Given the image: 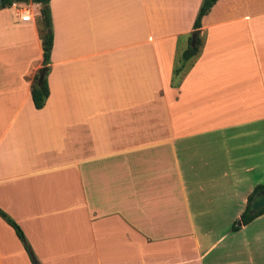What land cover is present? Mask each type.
Masks as SVG:
<instances>
[{"label":"crops","instance_id":"obj_1","mask_svg":"<svg viewBox=\"0 0 264 264\" xmlns=\"http://www.w3.org/2000/svg\"><path fill=\"white\" fill-rule=\"evenodd\" d=\"M201 2L50 0L40 110L41 7L0 9V209L28 245L0 217V264H264V213L239 221L264 180V0H218L175 73Z\"/></svg>","mask_w":264,"mask_h":264},{"label":"trees","instance_id":"obj_2","mask_svg":"<svg viewBox=\"0 0 264 264\" xmlns=\"http://www.w3.org/2000/svg\"><path fill=\"white\" fill-rule=\"evenodd\" d=\"M218 0H203L202 4L197 13L196 19L193 24V33L196 35L195 38V46L191 47L190 44L188 48L181 54L180 62L182 63L181 67L175 71V73H179L185 63L194 58L201 45V41L199 38V31L201 29V21L202 18L210 12L212 7L216 4ZM50 0H2V8H10L14 3H23V4H38L40 5V16L38 19L39 33L42 41V67L35 74L32 84H31V99L35 109L40 110L44 107L46 100L49 96V88L47 83V74H48V66L50 64V56L53 47V33H52V23H51V13L49 8ZM191 38L189 43H191ZM45 68L44 77L41 83H39L40 71ZM264 192V185H258L252 194L248 197L247 206L245 211L240 216V224L242 226L247 225L256 217L260 216L264 213V210L258 211L256 213L250 212V205L253 199ZM0 217L14 230L18 239L26 246L28 249V245L26 244L25 237L22 233L20 227L10 218L8 217L1 209H0ZM237 226H233L232 230H237Z\"/></svg>","mask_w":264,"mask_h":264},{"label":"water","instance_id":"obj_3","mask_svg":"<svg viewBox=\"0 0 264 264\" xmlns=\"http://www.w3.org/2000/svg\"><path fill=\"white\" fill-rule=\"evenodd\" d=\"M0 8H2V0H0ZM195 38H196V35L193 34L192 35V44H191V47H194L195 46ZM45 70L46 69L43 68L40 71L39 83H41L42 80H43ZM261 210H264V192H262L259 195H257L253 199V201H252V203L250 205V212L251 213H256V212L261 211Z\"/></svg>","mask_w":264,"mask_h":264},{"label":"built area","instance_id":"obj_4","mask_svg":"<svg viewBox=\"0 0 264 264\" xmlns=\"http://www.w3.org/2000/svg\"><path fill=\"white\" fill-rule=\"evenodd\" d=\"M19 16L21 22H31L33 12L29 7L22 5V3H14L10 7Z\"/></svg>","mask_w":264,"mask_h":264},{"label":"rangeland","instance_id":"obj_5","mask_svg":"<svg viewBox=\"0 0 264 264\" xmlns=\"http://www.w3.org/2000/svg\"><path fill=\"white\" fill-rule=\"evenodd\" d=\"M203 1V0H202ZM201 4H202V2H201ZM201 4H200V6H201ZM22 5H24V6H26V7H29L30 8V10L32 11V8L28 5V4H23L22 3ZM1 9V8H0ZM33 12V11H32ZM190 38H191V40H192V34L189 36V41H190ZM191 44H192V41H191V43H190V46H191ZM179 57H181V55H178L177 57H176V63L178 64V66H179V64H180V58ZM263 160H264V150L262 151V157H261ZM262 172H264V166H263V169H262ZM261 184L262 185H264V180L261 182ZM238 222V221H237ZM24 245V244H23ZM24 247L26 248V246L24 245ZM31 257V256H30ZM34 264H35V262H34Z\"/></svg>","mask_w":264,"mask_h":264}]
</instances>
